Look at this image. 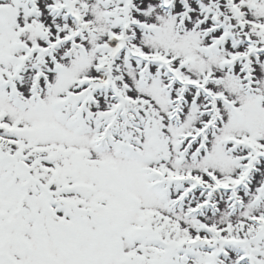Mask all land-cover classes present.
I'll use <instances>...</instances> for the list:
<instances>
[{
    "label": "snow or ice",
    "instance_id": "6c2138e0",
    "mask_svg": "<svg viewBox=\"0 0 264 264\" xmlns=\"http://www.w3.org/2000/svg\"><path fill=\"white\" fill-rule=\"evenodd\" d=\"M0 264H264V0H0Z\"/></svg>",
    "mask_w": 264,
    "mask_h": 264
}]
</instances>
